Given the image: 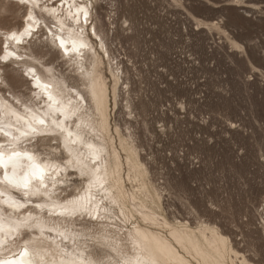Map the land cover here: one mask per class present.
<instances>
[{
  "label": "bare ground",
  "instance_id": "1",
  "mask_svg": "<svg viewBox=\"0 0 264 264\" xmlns=\"http://www.w3.org/2000/svg\"><path fill=\"white\" fill-rule=\"evenodd\" d=\"M8 4L23 14L0 25V264H263L216 222L170 218L176 186L133 129L147 105L115 14L101 0Z\"/></svg>",
  "mask_w": 264,
  "mask_h": 264
},
{
  "label": "rangeland",
  "instance_id": "2",
  "mask_svg": "<svg viewBox=\"0 0 264 264\" xmlns=\"http://www.w3.org/2000/svg\"><path fill=\"white\" fill-rule=\"evenodd\" d=\"M9 2L0 0V25L22 20V9L4 8ZM101 6L124 27L116 23L113 46L135 74V103L146 101L148 116L137 110L133 129L157 181L180 186L166 197L170 218L216 222L242 254L264 264V0Z\"/></svg>",
  "mask_w": 264,
  "mask_h": 264
},
{
  "label": "snow or ice",
  "instance_id": "3",
  "mask_svg": "<svg viewBox=\"0 0 264 264\" xmlns=\"http://www.w3.org/2000/svg\"><path fill=\"white\" fill-rule=\"evenodd\" d=\"M41 123H42V121H41ZM30 158V157H29ZM26 179V178H25ZM27 186V184H25V187Z\"/></svg>",
  "mask_w": 264,
  "mask_h": 264
}]
</instances>
